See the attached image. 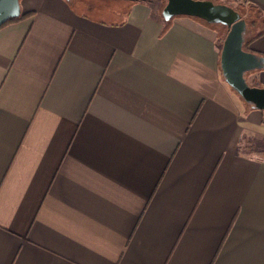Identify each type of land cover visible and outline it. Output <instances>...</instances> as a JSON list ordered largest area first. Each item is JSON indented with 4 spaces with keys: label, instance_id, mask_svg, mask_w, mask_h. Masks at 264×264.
Segmentation results:
<instances>
[{
    "label": "crops",
    "instance_id": "0c3cea01",
    "mask_svg": "<svg viewBox=\"0 0 264 264\" xmlns=\"http://www.w3.org/2000/svg\"><path fill=\"white\" fill-rule=\"evenodd\" d=\"M165 3L19 0L0 27V264H264V110L227 32Z\"/></svg>",
    "mask_w": 264,
    "mask_h": 264
},
{
    "label": "water",
    "instance_id": "95a60500",
    "mask_svg": "<svg viewBox=\"0 0 264 264\" xmlns=\"http://www.w3.org/2000/svg\"><path fill=\"white\" fill-rule=\"evenodd\" d=\"M19 15V0H0V25ZM177 15L196 17L228 28L220 51L224 81L246 103L264 110V88L249 85L245 78L248 71L264 69V56L243 49L247 23L241 14L227 4L211 0H166L163 18L169 20Z\"/></svg>",
    "mask_w": 264,
    "mask_h": 264
},
{
    "label": "rangeland",
    "instance_id": "374dc122",
    "mask_svg": "<svg viewBox=\"0 0 264 264\" xmlns=\"http://www.w3.org/2000/svg\"><path fill=\"white\" fill-rule=\"evenodd\" d=\"M158 1H163V0H158ZM211 1H213L214 3H223V4L228 3V5L239 7L240 11L244 13L241 16L248 23L247 24V31H246V34H245L246 38H248L252 34L251 33L250 23L252 21H254L255 19L257 20V18H255V14L253 12L254 10H252L250 8V6L247 4L246 0H211ZM125 2H126V0H96V4L97 5H103V6H107V7L110 6V7H113V8L119 7L121 9H124V3ZM247 13H248V15H246ZM216 27L219 29V31H220V33L222 35H224L227 32V27L226 26L217 25ZM249 72H252V71L246 72L245 73V77H246V80H247L248 84L251 85L252 79L248 78V76L250 75ZM252 85L263 88V86H259L258 85V81H255V82L253 81ZM231 90H233V89H231ZM233 94H234V96H236L237 100L240 103L245 104V106H248L247 103L235 91H233Z\"/></svg>",
    "mask_w": 264,
    "mask_h": 264
},
{
    "label": "trees",
    "instance_id": "16d2710c",
    "mask_svg": "<svg viewBox=\"0 0 264 264\" xmlns=\"http://www.w3.org/2000/svg\"><path fill=\"white\" fill-rule=\"evenodd\" d=\"M230 6H231V5H230ZM231 7H233L235 10H237L241 15L244 14L243 12L240 11V8H239V7H236V6H231ZM30 14H31V13H24V14H20V15L17 16V17L9 18L5 23H3L2 25H0V27L6 25V24H8V23H12V22L19 21V20H21L23 17H26V16H28V15H30ZM246 15H248V13H247ZM252 23H254V21H252L251 24H252ZM210 24H211V25H216V26H217V25H221V24H214V23H210ZM262 33H264V30H261V31L258 32L256 35H254V36H252L251 38H249L248 40H246L245 43L243 44V49L246 50V47H248V44L250 43V41H251L253 38H255V37L261 35ZM224 36H225V35H224ZM224 36H223V35H222V36L219 35V37H218L217 40H218L219 42H221Z\"/></svg>",
    "mask_w": 264,
    "mask_h": 264
}]
</instances>
